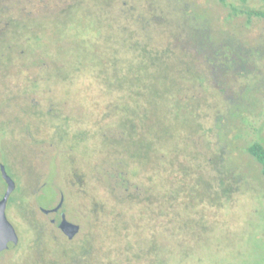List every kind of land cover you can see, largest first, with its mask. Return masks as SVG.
<instances>
[{
  "label": "rangeland",
  "instance_id": "1",
  "mask_svg": "<svg viewBox=\"0 0 264 264\" xmlns=\"http://www.w3.org/2000/svg\"><path fill=\"white\" fill-rule=\"evenodd\" d=\"M102 1L0 0V264H264V2Z\"/></svg>",
  "mask_w": 264,
  "mask_h": 264
},
{
  "label": "trees",
  "instance_id": "2",
  "mask_svg": "<svg viewBox=\"0 0 264 264\" xmlns=\"http://www.w3.org/2000/svg\"><path fill=\"white\" fill-rule=\"evenodd\" d=\"M261 1L264 2V0H261ZM102 2H104V5H105L104 7H106V5H107L106 0H103ZM111 3H112V1H111ZM114 3H116L117 7L119 8L118 11H119V15H120V7H119L118 0H114ZM133 7L135 8L133 10H136V6L133 5ZM258 14L261 15L262 17H264V12H259ZM158 18H161V23L160 24H161V26H163V22H164L163 17L159 15V16H157L156 20ZM156 20H155V22H156ZM15 25L20 27L22 25V23H21V21H17L15 23ZM202 45L203 44L198 45V46H193V47H195L197 50H199L202 47ZM183 47L184 46H182L181 43L180 44L179 43H174L171 47L170 46H168V47L165 46V47H161L160 49H162L164 51V53L167 54V57H170L172 55L174 56V54H177L180 51V48L182 50H184ZM193 47H189L190 50H188L192 54H193V51H194ZM188 51H184L185 53L183 52V54L184 55L189 54ZM244 63H245V60L243 59L242 62L240 63L241 68L242 67L243 68L240 69L241 71H239V68L236 67L237 68L236 74L242 75V74H244V72H246V70H245L246 68H245V64ZM184 65H185V62H184ZM224 68H226V67L224 66L222 68L224 70V72L226 73V69H224ZM184 77L185 76H183L182 78H184ZM188 78L191 79V78H194V77H188ZM195 79H198L199 81H201L200 79H202V77L197 76V77H195ZM248 151L261 164L263 175H264V143L260 142V141L252 143L248 147ZM0 173H1V169H0ZM11 199H12V195H11L9 201H11ZM14 200L15 199H12V201H14ZM93 239H94L93 237L86 239L82 246L79 245V246L73 247L71 249H67V250L65 249L64 251H67L68 253H70V256L68 257V259L66 258L65 260H62L63 264H111V262H109V261L107 263L104 262V259H103L102 255H95V254H97L96 252L98 251V249H97V246L94 244ZM97 256H98V259H96ZM51 264H60V263L58 261H52Z\"/></svg>",
  "mask_w": 264,
  "mask_h": 264
},
{
  "label": "water",
  "instance_id": "3",
  "mask_svg": "<svg viewBox=\"0 0 264 264\" xmlns=\"http://www.w3.org/2000/svg\"><path fill=\"white\" fill-rule=\"evenodd\" d=\"M0 169L2 172V176L7 182V189L3 197L0 199V252H2L18 245L20 238L15 226L12 224V222L7 216L8 202L16 188V182L7 172V169L4 164H0ZM63 203L64 198H62L60 203L53 209L43 208V211L45 213L57 211L62 208ZM59 227L69 239H74L81 230V226L79 224L68 220L66 213L62 214Z\"/></svg>",
  "mask_w": 264,
  "mask_h": 264
},
{
  "label": "flooded vegetation",
  "instance_id": "4",
  "mask_svg": "<svg viewBox=\"0 0 264 264\" xmlns=\"http://www.w3.org/2000/svg\"><path fill=\"white\" fill-rule=\"evenodd\" d=\"M1 174H2V172H1ZM2 178H3L4 182H5V185L7 186V182H6V180L4 179L3 176H2ZM47 209H48V208H47ZM49 209H53V208H49ZM42 210H43V208H42ZM59 211H61V209H59V210H57V211H51V212L46 213V214H50V213H53V212L58 213ZM63 213H64V212H63ZM63 213H62V214H63ZM61 218H62V215H61ZM52 221L55 222L56 219L53 218Z\"/></svg>",
  "mask_w": 264,
  "mask_h": 264
}]
</instances>
